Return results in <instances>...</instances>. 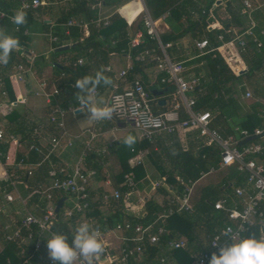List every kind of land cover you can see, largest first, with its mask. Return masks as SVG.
<instances>
[{
  "label": "trees",
  "instance_id": "obj_1",
  "mask_svg": "<svg viewBox=\"0 0 264 264\" xmlns=\"http://www.w3.org/2000/svg\"><path fill=\"white\" fill-rule=\"evenodd\" d=\"M196 0H145V7L150 17L153 20H163L169 27L168 31L160 34V40L162 44L171 43V49L175 47V44L186 35H189L193 40L208 41V46L205 49V54L200 55L196 50L194 51V57L187 63V65H202V70H196L195 76L203 71V76L200 77V84L196 87L191 96L195 99L194 110L201 113H209L211 116L210 129L218 132L222 137L236 136L237 130H246L251 134L255 128L261 126L262 119L260 117V111L262 109V98L264 95V40L263 47L257 50L254 45L250 43L246 54H243L242 58L246 65L245 72L237 75L224 61L222 56L215 48L220 44L217 41L218 35H224V40H228L229 37L225 34V30L230 27H237L239 32H242L244 28L237 11L234 6L227 0L222 20L218 12L221 9V5L210 11L211 7L217 0H199L201 3L197 4ZM2 6L0 11L14 16L18 10L20 0H0ZM92 2V0H91ZM89 1L83 0L75 2L69 9L63 12L56 20L58 25L66 24L71 18L84 15L89 20L96 19V12L90 10ZM203 5V6H202ZM26 23L23 25H16L10 22L8 19H0V27H3L9 31L5 34L11 35L19 41V48L26 50L28 48L29 37L24 33L29 30L33 24V19L30 12H26ZM195 15V16H194ZM254 20L257 23V28L264 27V6L260 10L254 11L252 14ZM142 14H140L131 26L128 27L126 20L119 14L115 13L108 18L109 23L104 26L94 27L90 26V33L82 41H79L80 34L76 28H70V37L74 38L73 43H78L77 46L71 48L72 51H84L89 59L94 60L92 62L99 61V58L105 57L110 53H119L120 51H127L132 60L133 70L136 74L142 71L143 67L153 66L154 62L146 60L141 62L139 56L149 50H154L155 54H159V48L157 42L149 39L146 35ZM220 20L221 28L208 30V26L215 20ZM187 22V26H184L183 22ZM46 29L48 25L43 24ZM141 32L143 38L139 46L133 49H129L128 43L135 33ZM58 38V43L54 45L51 52L52 63H54V70L56 75L53 78L54 85L59 89V95L57 96L62 108H67V103L72 100L74 95L78 92V89L70 87V84H74L75 80L81 78L84 73L89 71L88 68L74 69L72 63L76 61L75 58L70 59L68 66H61L55 64V58L63 55V52L56 53L54 49L63 45V40L68 39V36L64 34V31H57L55 33ZM114 42V47L112 46ZM169 50V49H168ZM30 57L24 54L22 51H12L10 58L7 61V71L15 69L18 65L27 66V61ZM44 60L41 62L43 63ZM34 64H40V62H34ZM6 74V73H5ZM4 74V90L7 92L8 98L11 102L16 101L11 82L8 75ZM259 74H261L259 76ZM243 82L252 93V98L247 105V111L241 116L242 106L238 100L239 84ZM159 87L162 88L163 95L168 96L172 90L166 86H162L159 83ZM146 88V87H145ZM242 91H244V88ZM147 91L149 89L146 88ZM246 90V91H247ZM245 91V92H246ZM120 92V91H118ZM166 108H158L155 103L152 104V110L154 113H161L167 110ZM18 117L15 111H12L7 116L8 122H12ZM180 120L187 119V115L184 111L180 112ZM7 130L13 131V126H7ZM15 132V131H14ZM24 137V129L20 132ZM28 136V135H27ZM26 136V137H27ZM22 137V138H24ZM29 138V137H28ZM21 139V137H20ZM124 139L116 148L112 150L109 155L113 154L118 162L119 168L113 173V185L120 191L121 197L118 201L111 200L108 204L113 210V214L107 218L98 219L97 207L101 204L100 201L92 203L90 210L86 216L88 218H94V227L100 229L102 232L112 230L117 224L125 221H130L133 224L142 223L144 225L150 224L156 221L159 214L163 210L167 209L166 202L162 207H156L153 205L152 200H148L145 203L146 211L143 217L126 216L124 218L122 214V203L128 189L123 185V176L129 173L134 175L135 181L139 182L145 177L144 169L141 164L129 166L128 160L132 158L138 149H146L149 144L146 141H141L137 145L128 147L124 150ZM29 142V141H28ZM10 144V143H8ZM4 144L0 147L3 152L1 163L6 165V151L7 145ZM17 162L23 160L25 164L40 163L37 168L31 171V175L27 173L22 177L20 183H24L27 187V192L31 193L35 189H41L48 184L47 172L50 168L48 162L42 161V157L34 152H28L27 154H21L16 157ZM221 161V148L218 145H211L210 147L202 146L196 151H179L174 158V167L178 171V178L183 183H195L202 176L208 175L211 171L220 170L219 163ZM225 172L216 180L210 182L206 186H196L192 191L190 198V204L192 206L191 213L175 214L165 221L158 220L155 222V232L159 227H166L169 232L164 233L160 237V243L157 246L145 245V255L139 262L134 259H129L126 264H159V254L164 250V246L170 240H178L184 237L187 240L185 249H178L173 252H168L171 258H174L176 264H191L192 256H197L201 252L208 251L209 239L213 237L217 231L223 226L226 218L223 212H217L213 209V203L224 196H232L233 189L237 186H241L244 181V174L239 173L235 165L224 167ZM16 171L13 166L12 171ZM164 176L167 177V182L170 184L176 183V190L179 196L184 191V185H181L180 181L174 182V173H168ZM211 179V178H210ZM217 182L214 184L213 182ZM61 194H54V201L57 203L59 200H64ZM32 203L39 204L38 197L33 195L31 198ZM62 211L56 215L52 225V231L68 236L70 242H72V236L77 228V217L70 220H64L61 215ZM264 220V219H262ZM261 220V221H262ZM260 221L257 222L249 231L248 235L255 233L257 237L260 235ZM247 235V236H248ZM3 248L0 251V264H23L25 259L29 256L26 252L24 255H19V249L17 245L12 242H6L3 239ZM105 256L101 257L100 264H109L104 261ZM39 262L38 258H33L32 263ZM114 264V263H113Z\"/></svg>",
  "mask_w": 264,
  "mask_h": 264
},
{
  "label": "built area",
  "instance_id": "obj_2",
  "mask_svg": "<svg viewBox=\"0 0 264 264\" xmlns=\"http://www.w3.org/2000/svg\"><path fill=\"white\" fill-rule=\"evenodd\" d=\"M70 1V0H20V9L25 12L30 9H36L40 6H47L50 2ZM145 0H132L133 3L141 5L140 14H142L143 27L149 39L157 42L160 50V55H155L154 50L143 52L139 56V60L154 62L155 68L163 76L159 83L162 86L171 88L170 104L168 109L161 113H154L152 110L153 99L149 91L146 90L143 82L139 77H133L129 87L121 92L113 91L109 97L108 106L114 107L113 117L119 121L129 122L140 132V139L152 144L155 135L166 133L174 134L178 130H195L201 138H204V145H218L221 148L220 168L235 165L239 173H243L245 178L241 186L233 189L232 196H224L213 203V209L217 212H223L225 222L217 233L209 239L208 251L201 252L197 256H192L191 264H209V260L214 252L219 251V247L223 246L226 237L222 235L226 227H232L234 231H239L241 236H247L250 229L259 221L264 219V95L262 98V109L260 117L262 119L261 126L254 129L249 134L246 130H237L236 136L222 137L218 132L211 130L209 113L196 112L194 110L195 99L188 94H192L193 90L199 86L200 78L194 77L190 80L185 79L186 68L183 61L172 60L167 55V49L171 47V43L162 44L160 35L157 29V22L153 20L145 7ZM262 9V6L254 7L250 1H244L240 10V14L246 17L247 25L239 32V29L230 27L225 30V34L229 37L224 40V35H218L217 41L220 43L215 50L220 53L225 63L238 75L234 70L233 64L237 60H241L243 54H246L250 43L259 50L263 47L264 27L257 28V23L253 18V13L256 10ZM8 17L12 21L13 16H8L5 13H0V18ZM13 22V21H12ZM95 27L107 25L108 19H97L91 22ZM90 23L82 18H71L66 26L69 28L85 29ZM214 27L209 25L208 27ZM143 38L141 32H137L129 42V48L133 49L139 46ZM56 38L51 41L56 42ZM208 46V41L195 40L194 48L200 55L205 54V49ZM193 58V57H192ZM84 64V59L78 58L72 63V67L76 69ZM32 60L27 61V66H16L13 73L8 75L11 82L24 83L25 73L30 69ZM8 69V64L0 62V118H5L13 111V102L8 98L7 92L4 90V74ZM109 71L110 69L107 68ZM132 70V65H129L125 70L118 73L119 78H124L128 71ZM74 84H70L73 88ZM40 90L45 101L50 105L49 123L59 131L60 135L52 140V149L47 154H43L41 147L33 141L28 147V152L43 155L42 161L49 159L51 152L57 148L59 140L66 136L64 129V117L67 111L75 112L77 108L64 109L60 105L57 96L59 89L52 83L51 86L41 81ZM50 86V87H49ZM96 93V92H95ZM94 93V94H95ZM245 98H252V93L247 90L244 94ZM78 102V101H77ZM184 111L187 119L180 120V112ZM0 121V147L4 144L17 142L20 137L11 131H8L4 122ZM35 133L38 131L35 129ZM258 136L257 140L247 142L240 146V141ZM94 136H91V141ZM71 146V143H68ZM91 150L90 143L85 145V151ZM3 157V152L0 150V164ZM85 154L83 153L71 171H67L63 167L49 168L47 172L48 184L45 187L35 189L28 193L27 197H22L17 189V181L13 171H8L4 168L2 180L3 186H0L2 201L5 203H13L17 201L22 206L25 215L20 218L17 223L5 227L4 239L6 242H12L17 245L19 255H24L26 252L29 256L23 264L32 263L33 258H38L39 262L35 264H58L50 258L45 260L40 259V248L43 243L50 238L52 225L56 214L54 194L59 193L64 198L62 207L59 212L64 220H70L77 217V227L82 223H87L92 229L94 221L86 216L87 212L93 203L90 196V184L96 177L97 173L93 169H85L84 164ZM23 164V160L20 161ZM39 165L40 163H36ZM3 165V164H2ZM212 172V171H211ZM27 175H31V170L27 171ZM184 191L176 201H170L167 204V209L163 210L158 215L156 221H165L167 218L181 213H191L192 206L190 198L193 191L194 183H183ZM106 187L111 186L110 181L104 182ZM123 185L127 187L128 193L126 197L133 195L136 191L137 182L132 173L123 176ZM27 189V188H26ZM36 195L39 204H35L40 215H36L27 208L28 203H31V198ZM121 193L118 189H113L112 193H105L100 198L101 204H108L111 200L118 201ZM19 213V212H18ZM17 213V214H18ZM237 213L239 215H237ZM150 224L136 223L124 221L117 224L112 230L106 231L112 233L115 239L119 242L117 256L111 253L105 247L104 260L109 264H113L115 259L122 264H126L129 259H134L139 262L145 255V245L157 246L160 243V237L167 233L164 227L157 228L155 232V222ZM101 238L104 234L100 229ZM47 235L45 239L44 236ZM75 235V233L73 234ZM220 237L219 239H216ZM73 239V236H72ZM69 244L71 242L68 239ZM187 241L185 239L170 240L164 246V250L159 254V264H169L168 257L164 252H173L178 249H185ZM1 251V250H0Z\"/></svg>",
  "mask_w": 264,
  "mask_h": 264
},
{
  "label": "crops",
  "instance_id": "obj_3",
  "mask_svg": "<svg viewBox=\"0 0 264 264\" xmlns=\"http://www.w3.org/2000/svg\"><path fill=\"white\" fill-rule=\"evenodd\" d=\"M27 2H30L31 0H26ZM83 1V0H70V1H56V2H50L47 6H40L36 9H30L27 12L31 13V17L33 19V24L30 26L29 30H27L24 35L29 37V43L28 48L26 50L23 49H16L14 51H22L24 54H27L30 59L32 60V65L30 66V69L25 73L24 83H15L11 82L13 93L15 96L16 101L13 102V111L17 113L18 117L13 120L12 122H8L7 116L3 119L0 118V121L4 120V124L7 128V126H13L14 130L11 132L16 133L21 139H19L17 142L10 143L7 145V151H6V165L0 164V186H3L4 182L2 180L4 168L8 171H12L13 166L16 168V171L13 170L16 181H17V189L22 197H27L28 192L26 190V186L24 183H20L22 180L23 175L25 172L29 170H34L39 165L37 164H20V162H17L16 157L21 154H27L28 153V147L30 143L33 141L36 144H38L41 147V150L43 154H47L52 149V140L54 138L59 137L60 133L58 130L54 128L53 125L49 123V115H50V105H48L45 101V98L42 96L41 90H40V82L45 81L50 86L53 82V78L56 75V71L54 70L53 66L54 63H52V60H50V63L46 62V58L48 57L49 53L53 51V47L55 44L58 43V38L55 36L56 32L64 31V34L68 36V39L63 40V45H72V44H78L73 43L74 38L70 37V28L66 26V24L58 25L56 23V20L60 18L61 14L65 12L67 9H69L75 2ZM89 1V8L92 11L96 12V19H108L113 14L117 13L121 17H123L128 27L132 25V23L135 21V19L140 15V7L137 6V4L133 3L132 0H88ZM218 1V0H217ZM220 4L213 5L210 9V11H213L215 7L221 5V9L218 12L219 17L224 20L223 14H225V3L226 1L220 0ZM231 3L232 6L235 7L238 17L243 25L245 27L247 25L246 17L242 16L240 14V10L243 6V2L246 0H227ZM252 3L254 7L257 6H264V0H247ZM197 4H200L201 2L199 0L195 1ZM0 6H2V2L0 3ZM203 6V5H202ZM18 9H20V2L18 5ZM0 13H5L3 11H0ZM8 15L7 13H5ZM11 16V15H8ZM195 16V15H194ZM74 18H82L85 21H88L90 24L85 29H77L78 33L80 34L79 41H82L85 37H87L90 33V26L93 25L91 22L95 20H89L84 15H79L78 17ZM1 20L10 19L8 17L0 18ZM12 22V21H10ZM157 29L161 31V33L168 31L169 27L167 24L163 22V20H156ZM43 24L48 25V29L44 27ZM184 26H187V22H183ZM211 25H214L212 28L211 26L208 27V30L212 29H219L221 28L220 20H215ZM94 26V25H93ZM95 27V26H94ZM31 28L32 31L31 32ZM235 29H238L234 26ZM0 30H3L4 33H6L7 29L0 27ZM158 30V32H159ZM31 33L35 34L37 38L31 39ZM159 33V35L161 34ZM136 34V33H135ZM134 34V35H135ZM131 36V39L134 37ZM56 38V42L51 41L52 38ZM189 35H186L185 37L181 38L176 44L173 49L169 50L167 49V55L175 61H183L184 66L186 68L185 72V79L190 80L194 77H201L203 76V71L199 74V76H195L196 70H202V65H187V63L194 57V41L191 39V41H187ZM130 39V40H131ZM130 42V41H129ZM77 46V45H76ZM114 47V42H112V46ZM129 47V43H128ZM189 48L192 49L193 55H187L189 52ZM130 49V48H129ZM55 50V49H54ZM71 48L68 50L70 51ZM191 52V51H190ZM63 55L58 56L55 59V64L59 67L61 66H68L70 63L71 58H82L84 59V64L82 66L77 67L76 69L88 68L89 71L87 73H84L85 75H90L95 77V74L97 71L103 70V73L105 76L109 77L111 79V84L105 85L103 82L96 88V93L94 94L97 97V100L100 102L101 106H104L105 104L108 106V101L111 93L113 91H123L127 87H129L131 80L133 77H139L141 81L143 82L144 86L149 89V92L152 96L153 103L156 104L158 108H166L170 104V96L162 95H153V92L156 91H162V88L159 87V81L161 77L163 76L160 72H158L155 68V65L153 66H146L142 68V71L140 73H135L132 68V70L128 71V74L124 78H119L118 73L125 70L129 65H132V60L130 58V55L127 51H120L119 53H110L105 57L99 58V61L92 62L91 59L87 57V55L84 53V51H75L74 55H68L67 51L63 52ZM156 52H154L155 54ZM156 55V54H155ZM160 55V50L159 54ZM139 58V57H138ZM76 59V60H77ZM44 60L43 63H41ZM141 61V60H140ZM34 62H40V64H34ZM75 62V61H74ZM145 62V61H141ZM244 64L243 58L241 57V60H237L236 65L233 68L234 70L239 73L242 71V66ZM133 67V65H132ZM107 68L110 70L108 71ZM13 71L15 69H12ZM13 71L6 70L5 75H9L13 73ZM49 86V87H50ZM161 100H166V104L164 105H158V103ZM60 103V102H59ZM152 103V104H153ZM61 105V104H60ZM78 102L76 100V95L67 103V108H77ZM66 108V109H67ZM78 110V109H77ZM87 109L84 110L86 112ZM83 111H80L79 113L70 112L67 111L70 115L67 118V121L64 124V129L66 132V136L59 140V144L56 149H54L49 159L46 161L48 162L49 166L53 168L63 167L67 171H71V169L74 167V165L79 160L80 156L84 153V167L85 169H93L96 171L97 175L96 177L91 181L90 184V196L93 200V203L96 201H100V198L105 193H112L113 189H117L116 186L113 185V178L112 174L117 171L119 168L118 162L116 161V158L114 155L109 153L114 150L118 146L121 141L125 138L120 137L117 133L119 131H122L123 129H126L127 123L132 128L134 125H132L129 122L125 121H119L116 120L113 116L111 119H103L101 121H93L89 122L87 120V116L85 115ZM163 112V111H162ZM64 117V118H65ZM100 122V123H99ZM24 129V135H28L27 137L23 136L20 132ZM35 129L38 131V133H35ZM9 131V130H8ZM91 136H94V139L91 141ZM138 143L142 140L140 139V134L138 135ZM24 137V138H22ZM29 137V138H28ZM29 141V142H28ZM90 143L91 150L89 152L85 151V145L87 143ZM204 138H201L197 131L195 130H178L172 135L161 133L158 135H155L153 137L152 144H149V146L146 149H138L136 154L128 160L129 166H134L137 164H141L144 169L145 177L140 182H145L144 185H149L148 182H153L152 189L158 191L163 195L166 196L167 192L172 189V186L170 183L167 182V177L164 176L168 173H174V176L176 180H178V171L174 167V158L176 154L179 151H196L198 148L205 146L204 145ZM68 143H71V146H68ZM40 155V154H39ZM43 159V155H40ZM145 158H147V163L149 165H152L153 170L149 168V165L145 163ZM166 166H169L166 168ZM223 168H220L218 171H212L208 175L202 176L200 180L194 183L193 189L196 186H206L212 183L214 181L212 178L209 181H206L204 184H202V181H204V178L211 177L210 175L218 173ZM154 173H153V172ZM216 180V179H215ZM110 181L111 186L106 187L104 182ZM139 182V183H140ZM219 180L216 182H213L214 184H217ZM201 183V184H200ZM138 186L140 184L137 183ZM143 185V183H142ZM157 185V186H156ZM150 186V185H149ZM156 186V187H155ZM2 194L0 192V203L2 201ZM132 196V195H131ZM125 197L124 201L122 203V214L124 218L126 216H135V217H143L145 215L146 206L145 203L148 201L146 197L143 199H139L135 201L132 199V197ZM152 200L153 205L156 207H162L165 202L166 205L169 203L166 198L162 199L161 201L158 200ZM143 204V205H142ZM142 206V215H129V211L138 209ZM27 208L29 211L33 212L36 215H40V212L36 209L34 203H28ZM23 210L22 206L19 202L14 201L13 203H5L3 202L1 205V211H0V228L1 224L4 225V228L2 230H5V227L8 225H12L14 223H17L20 219L15 220L13 218V213H18L19 211ZM98 210V219L100 218H107L108 216L113 214V210L109 204H100L97 207ZM163 212V211H162ZM94 220V218H91ZM15 220V221H13ZM125 221V220H124ZM261 227H260V234L262 231H264V220L260 221ZM167 232H169V229L164 227ZM112 237L114 235L109 232H104L102 236V240L105 244V247L110 250L111 253L115 254L117 256L118 253V247L119 242L116 240L113 244ZM115 238V237H114ZM180 239H185L184 237H181ZM186 240V239H185ZM187 241V240H186ZM168 257L169 264H176V261L174 258H171L167 252L163 253Z\"/></svg>",
  "mask_w": 264,
  "mask_h": 264
},
{
  "label": "clouds",
  "instance_id": "obj_4",
  "mask_svg": "<svg viewBox=\"0 0 264 264\" xmlns=\"http://www.w3.org/2000/svg\"><path fill=\"white\" fill-rule=\"evenodd\" d=\"M26 12L18 9L12 17L13 23H26ZM19 48V41L0 30V62L7 63L12 51ZM103 82L111 84V79L104 75L103 70L97 71L95 77L82 76L75 80L74 88L78 89L76 100L80 111L87 109L85 115L89 122L111 119L114 107L101 106L94 95L96 88ZM129 147L136 143V137L128 135L123 141ZM237 215H239L237 213ZM226 237L223 246L214 252L209 264H264V231L259 237L255 233L241 236L239 231L226 227L222 233ZM217 237L216 239H219ZM49 258L58 264H100L105 253V244L98 229H92L89 224L82 223L75 229L71 244L68 236L52 233L47 239Z\"/></svg>",
  "mask_w": 264,
  "mask_h": 264
},
{
  "label": "rangeland",
  "instance_id": "obj_5",
  "mask_svg": "<svg viewBox=\"0 0 264 264\" xmlns=\"http://www.w3.org/2000/svg\"><path fill=\"white\" fill-rule=\"evenodd\" d=\"M137 6L138 7H140V9H141V5H138L137 4ZM159 30V29H158ZM31 32H33L32 31V28H31ZM159 33H161V31L159 30ZM31 39H35V38H37V36L35 35V34H33V33H31ZM188 38V40L187 41H191V39L189 38V37H187ZM191 51V52H190ZM74 51H72V50H70V51H67V54L68 55H74ZM187 55H190V56H192L193 55V53H192V49H190L189 48V52L187 53ZM51 53H49V55H48V57L45 59L46 60V62H48V63H50V60H52L51 58ZM243 57V56H242ZM57 58V57H56ZM55 58V59H56ZM236 65V63H234V66ZM242 69H246V65H245V63L243 64V66H242ZM237 71V70H236ZM261 74H259V76H260ZM238 88H239V90H238ZM241 88H244L245 90L244 91H242L243 89H241ZM247 86L243 83V82H241V84H239L238 85V87H237V90H238V92H239V95H238V100L240 101V103H241V106H242V111H241V113H240V115L242 116L246 111H247V105L249 104V102H250V98H245V96H244V94H245V91L247 90ZM188 96H191V94H188ZM66 114H68L67 112H66ZM70 115H66V117L64 118V124H65V122L67 121V118L69 117ZM109 120V119H108ZM100 123V122H99ZM127 126L128 127H126V129H123L122 131H119V133H117L118 135H120V137L121 138H123L124 136H125V138H124V140L127 138V136L128 135H133L134 137H136V143L134 144V145H137L138 144V139H139V134H140V132L137 130V128H132V127H130V125L127 123ZM133 145V146H134ZM128 147L129 146H127L126 144H124V146H123V148H124V150H127L128 149ZM145 163H147V158H145ZM148 164V163H147ZM149 165V164H148ZM169 166H166V168H168ZM149 168L151 169V170H153V167H152V165H149ZM154 171V170H153ZM152 171V172H153ZM225 172V169H222L221 171H219L218 173H215V174H212V175H210L211 177H208V178H204V181H202V184H204L206 181H209L210 182V178H212V179H218L223 173ZM154 173V172H153ZM176 181H178V180H176V179H174V182H176ZM142 183H143V185H142ZM144 183L145 182H140L139 184H140V186H138L137 185V187H136V191L133 193V195L131 196L132 197V199H134L135 201H137V200H139V199H143L144 197H146V199H148V200H150V199H153L154 201L155 200H158V201H161L163 198L165 199L166 198V200H168V202H170V201H176L177 200V198L179 197V195L177 194V190H176V183H174V184H171V186H172V189H170L168 192H167V194H166V196H163L159 191H158V189H156V190H153L152 189V184H153V182H148L149 183V185H144ZM201 184V183H200ZM157 186V185H156ZM155 186V187H156ZM143 205V204H142ZM141 205V207L139 208L138 207V209H135V210H131V211H129L128 213H129V215H137V216H140V215H142V210H143V207L144 206H142ZM25 215V212H24V210H21V211H19V213L18 214H16V213H13V218L15 219V220H18V219H20L22 216H24ZM15 220H13V221H15ZM168 220V219H167ZM4 228V225H2L1 224V228H0V250H2V248H3V242H4V235H5V231L4 230H2ZM44 238L46 239L47 238V235H45L44 236ZM112 242H113V244L115 243V245H116V239L114 238V237H112ZM114 264H122V263H120L119 261H118V259H115V261H114Z\"/></svg>",
  "mask_w": 264,
  "mask_h": 264
},
{
  "label": "water",
  "instance_id": "obj_6",
  "mask_svg": "<svg viewBox=\"0 0 264 264\" xmlns=\"http://www.w3.org/2000/svg\"><path fill=\"white\" fill-rule=\"evenodd\" d=\"M220 0L216 1L215 5H218L220 4ZM77 44H72L70 46L68 45H65V46H60V47H57L54 52L56 53H60V52H66L68 51L70 48H73L75 47ZM245 72V69H243L242 71H240L238 73V75L242 74ZM153 95H158V96H162L163 95V92L162 91H156V92H153ZM166 100H161L158 105H164L166 104ZM80 110H76L75 113H79ZM133 125V124H132ZM259 137L258 136H254V137H250V138H246L242 141H240L239 145L242 146L244 144H246L247 142H251V141H254V140H257ZM62 204H63V200H59L57 203H56V207H55V213L58 214L59 213V210L60 208L62 207ZM40 251H41V254H40V259L41 260H45L47 258H49V252H48V248H47V242L46 243H43V245L41 246L40 248ZM105 261V260H104Z\"/></svg>",
  "mask_w": 264,
  "mask_h": 264
}]
</instances>
